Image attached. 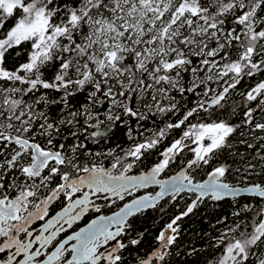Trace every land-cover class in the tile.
<instances>
[{
  "label": "snow or ice",
  "instance_id": "obj_1",
  "mask_svg": "<svg viewBox=\"0 0 264 264\" xmlns=\"http://www.w3.org/2000/svg\"><path fill=\"white\" fill-rule=\"evenodd\" d=\"M257 76L264 77V0H0V264H127L125 251L140 243L124 242L128 217L154 208L166 192L175 199L187 181L197 200L160 231L158 249L137 257V264H163L174 225L205 195H238L221 182L230 170L226 157L237 154L233 141L264 148V122L256 119H264V78L241 93L243 105L227 106L230 90ZM238 109L239 124L219 118ZM178 113L112 164L132 158L119 175L89 163L112 152H93L85 141L98 145L117 126L133 139V124L143 129L142 122ZM172 130L181 134L162 159L127 175ZM186 152L192 155L178 176L156 179ZM204 165L212 168L208 181L193 184L189 170ZM153 183L161 185L156 197L135 199L57 239L89 210L99 213L96 200L115 203ZM245 190L264 198L260 184ZM61 197L62 211L33 228ZM251 210L245 205L234 215ZM215 247V264H264V208L222 232Z\"/></svg>",
  "mask_w": 264,
  "mask_h": 264
},
{
  "label": "trees",
  "instance_id": "obj_2",
  "mask_svg": "<svg viewBox=\"0 0 264 264\" xmlns=\"http://www.w3.org/2000/svg\"><path fill=\"white\" fill-rule=\"evenodd\" d=\"M260 78L261 77L259 76H257L256 79L245 78V80L237 86L236 90H230L227 97L229 112L231 111V106L243 105L245 103L241 95V93L244 92L238 91V88L242 87L244 84L253 85L254 82ZM213 86L214 85H212V87ZM189 98L192 99L191 96ZM180 115L181 114L178 113L177 116L172 117L171 120L167 117L161 118L157 116L155 118V124L151 120L142 123L149 127H155L157 124L160 125V127H164L166 123L175 122ZM219 118H227L230 119L232 123L239 124L243 119L242 110L238 109L236 115L233 117H229V115L225 113V115L220 116ZM256 119L258 122H264V120H258V114L256 115ZM197 120V122H200L201 117L199 116ZM133 129L134 133L139 128H136L133 124ZM180 134V130L169 131L168 135L162 140V142L157 145L156 148L151 150L150 155H147L146 158L142 157L143 163L136 162L131 172L137 173L158 163L160 159H162L160 152L169 146L172 140L177 139ZM137 139H139V137ZM247 139L249 140L250 138L247 136ZM129 140V137L126 135V128L123 126H117L109 133V137L106 140H102L98 145L85 141L87 146L93 152L107 153L110 150H115L117 152V157L115 159L113 155L116 153L112 152L111 156L102 155L90 158L89 163L94 160L97 164L103 167L112 165L117 159L123 157L124 153L133 145ZM238 140L239 137H237V140L233 141V151L237 154L235 156L229 155L226 157L227 164L230 166L229 172L225 175V177L228 178L226 181L233 185L259 183L264 186V160H261V157L264 156V148H259V141H256L253 144L257 145L259 148L258 152L252 149H246L244 145L238 143ZM186 155L191 157L192 154L186 152ZM179 157H177L176 161L170 163L169 167L165 169L168 173H173L183 165L187 164L186 161L189 158L183 159L179 162ZM250 157H255L253 162L258 164L259 171L248 175V179L236 181L235 178L232 177L233 173L231 172V169L235 165L245 162ZM126 161L131 163L132 158H129ZM216 166L218 165L216 164ZM201 168L202 172L200 171V168H194L191 173L193 178L198 177L199 179H202L205 175L199 177L197 172L203 173V171L209 172L212 170L208 165H204ZM54 186L55 185L53 184V187ZM187 194L189 193L175 195V199H173V195H170L159 202L154 208L139 212L128 220L127 223L131 225V228L127 230L124 242L130 244L132 239H139L140 243L136 246H130V250L125 251L124 254L127 258V264H137L138 256L146 257L155 247L160 245V242L157 240L160 231L164 230L167 224L171 223L176 216L185 212L187 207L192 204L193 198H185ZM132 196L133 195H127L124 200H115V203H110L108 207L102 210V212L108 213L116 209L125 200ZM261 202L262 199L254 196H239L218 201L207 197L199 201L197 207L192 213L183 216L182 219L177 221V224L174 225V227H177L178 229L177 233L174 234L176 235V240L175 243L166 250L170 254L166 256L163 264H215V257L219 255L215 246L222 231L226 226L229 228L235 226L240 219L250 220L256 217L257 211L262 209ZM245 205L252 206L251 212L244 213L241 211L240 217L235 216L234 214L237 211L242 210ZM157 264H161V262H157Z\"/></svg>",
  "mask_w": 264,
  "mask_h": 264
},
{
  "label": "water",
  "instance_id": "obj_3",
  "mask_svg": "<svg viewBox=\"0 0 264 264\" xmlns=\"http://www.w3.org/2000/svg\"><path fill=\"white\" fill-rule=\"evenodd\" d=\"M111 166H112V165L107 166V167H104V168H105L106 170H110V171H111V174L114 175V176L119 175V174L121 173V172L113 173V171H114L115 169H112ZM185 166H186V164L183 165V166H182L181 168H179L178 170H176L175 172H173V173H171V174H169V175H167V176H161V174H162V173H161L156 179H157L158 181H161V182H163V181H171L173 177L178 176V174L180 173V171L182 170V168H184ZM152 167H153V166H150V167L147 168L146 170H143V171H140V172H137V173H130V172H129V173H127V175H129V176H140V175H142V174L148 172ZM208 173H209V172H208ZM208 173H207V174L205 175V177L202 178L201 180H194V178H193L192 176H190V175H189V177H190V179H191V181H192L193 184H201V183H204V182L208 181V179H209ZM188 174H189V173H188ZM221 182H223V183H227V184L229 185L230 188H234V189H238V190H239L238 195H236V196H231V195L224 196L223 199H231V198H235V197H239V196H251V197L254 196V197H258V198L264 200V198L260 197L258 194L254 193V192H250V191H246V190H245V189L250 188L252 185H254V184H259V183H250V184H245V185H233V184H230L228 181H226V180H224V179H222ZM184 183H185V185H186L185 189H184L183 191H181L180 193H178V194H181V193H184V192H185V193H192V194H194V197H193V199H192V203H193V201H196V200H197V197H198L199 193L196 192V191H192L190 188H188V187H187V181H185ZM133 190H143V191H142L141 193H138V194H136V195L130 197L129 199L125 200V201H124L119 207H117L116 209H114V210H112V211H110V212H108V213H103V212L96 213V212H94V211L89 210V212L86 213V214H85V215H84L79 221H76L75 223H73L72 227H71L70 229H68L67 232H62V233H60V235L57 237V239H63V238H66L67 235H71L72 233H74V232H76V231H79L81 228H85V227H87L88 224H90L91 221H92L93 219H96L98 216H112L114 213L118 212V211L120 210V208L124 207L125 204L131 203V202H132L133 200H135V199H138V198H140V197H144V196L156 197V196H157V193H159V192L161 191V185L158 184V183H153V184H149V185L146 186V187H137L136 189H133ZM85 191H87V189H85ZM178 194H175V195H178ZM77 195L79 196L80 194L78 193ZM101 195H103V194H101ZM170 195H173V194H170V193H167V192H166L165 195H164L162 198H158V202H157L156 206H157L158 203L161 202L164 198H166V197H168V196H170ZM207 197L211 198V193L205 195L201 200H203V199H205V198H207ZM113 198H114V197H113ZM93 199H95V197H93ZM211 199H212V198H211ZM201 200H200V201H201ZM221 200H222V199H221ZM104 201H105V200H103V199L96 200V205L99 206V207H101V206L103 205V202H104ZM54 202H55V201H54ZM54 202H53V203H54ZM53 203L50 204L49 207H48V215L45 216L44 220H36V221H34V223H33V225H32L33 228H36V229L39 230V229H40V228H41V227L47 222V220L56 217V216H57V213L61 212V211H62V208H63L64 206H66L67 201H66L63 205H61V206H59V207H57V208L51 210L50 208H51V206L53 205ZM263 208H264V202H263ZM147 209H150V208H147ZM147 209H144L143 211H145V210H147ZM32 211L35 212L36 209H34V210H32ZM141 212H142V211H141ZM136 214H137V213H136ZM131 217H132V216L128 217V220H129ZM66 218H67V217H66ZM128 220H127V222H128ZM60 223L63 224V221H61ZM59 226H60V225H56V227H59ZM64 226L67 227V225H64ZM53 230H54V229H53ZM112 230H115V226H113ZM45 235H48V233H45ZM159 247H160V245H158L157 247H155L150 253H152L153 251H155V250L158 249ZM150 253H149V254H150ZM144 258H147V256L144 257ZM157 262H159V261H157Z\"/></svg>",
  "mask_w": 264,
  "mask_h": 264
},
{
  "label": "rangeland",
  "instance_id": "obj_4",
  "mask_svg": "<svg viewBox=\"0 0 264 264\" xmlns=\"http://www.w3.org/2000/svg\"><path fill=\"white\" fill-rule=\"evenodd\" d=\"M261 78H264V77H261ZM260 78V79H261ZM259 80V79H258ZM257 82V80L254 82V84H253V86L255 85V83ZM214 86V88H218L215 84H213ZM249 85L250 84H244L242 87H240V88H238V91H243L244 93L247 91V90H249ZM220 89V88H219ZM219 89H217V91L219 90ZM211 95V94H210ZM191 106V105H190ZM261 115L262 114H258V120H260V121H262V120H264V119H261ZM199 116H197L196 118H190V121H191V123H193V124H195V123H198L197 121L199 120H197V118H198ZM144 129V128H143ZM143 129H141V128H139L136 132H134L133 133V139H130L129 141L130 142H132V143H134V142H136L137 140H139V139H141L139 142H141L142 140H144L145 138V135H146V132H144V135L142 136V138H139V139H137L139 136H140V132H142V131H144ZM247 131H248V128H247V126H245V132L247 133ZM147 133H149L150 134V132H147ZM258 135L259 136H264V133H258ZM248 137L250 138L249 139V141L251 142V143H255L256 141H258L257 139H254L253 138V136H251V135H248ZM149 138H151V137H149ZM179 138V137H178ZM148 139V138H147ZM194 146V145H193ZM185 155H183V154H181L180 155V157H179V162L181 161V160H183V159H187V158H190V156L188 155H186V153H184ZM255 158V157H254ZM254 158L253 157H250V158H248L245 162H243V163H241V164H237V165H235L232 169H231V172L233 173V176L232 177H234L235 178V180L236 181H239V180H244V179H248L249 178V176L248 175H250V174H252V173H257L258 171H259V166H258V164H255L254 162H253V160H254ZM186 163H187V161H186ZM128 164V161H123L122 162V164L121 165H117V167L115 168V169H117L118 170V172H122L123 171V169H124V167L126 166ZM249 164H251V165H254L255 167L254 168H249L248 166H249ZM216 166V164H214L212 167H215ZM239 170V171H238ZM200 171L202 172V168L200 167ZM211 171V170H210ZM209 171V172H210ZM130 173H133V172H131L130 171ZM208 173V171H203V173H198L197 172V175L200 177V176H204V175H206ZM203 174V175H202ZM222 179H224V180H228V178L227 177H223ZM185 193V192H184ZM134 196V195H133ZM187 197H190L191 199L194 197V195H192V193H189V194H187L186 196H185V198H187ZM232 227H234V226H232ZM229 227H225V229L222 231V232H224V231H226L227 229H228Z\"/></svg>",
  "mask_w": 264,
  "mask_h": 264
},
{
  "label": "flooded vegetation",
  "instance_id": "obj_5",
  "mask_svg": "<svg viewBox=\"0 0 264 264\" xmlns=\"http://www.w3.org/2000/svg\"><path fill=\"white\" fill-rule=\"evenodd\" d=\"M193 170H194V168L191 169V170H189V175H190V176H192L191 173H192ZM171 173H172V172H171ZM171 173H168L166 170H164V172H162L161 176H167V175H169V174H171ZM193 176H194V174H193ZM194 180H201V179H199L198 177H196V178H194ZM142 191H143V190H132V194H131V195H136V194H138V193H141ZM137 192H138V193H137ZM134 193H135V194H134ZM193 195H194V194H193ZM125 196H127V195H125ZM128 196H129V195H128ZM113 199L117 200L116 198H113ZM65 202H66V200L63 199V197H61L60 200H57V201H55V202L53 203V205L51 206L50 209L53 210V209H55V208H57V207L63 205ZM263 202H264V200L262 199V202H261L262 208H263ZM110 203H111L110 200H109V201H104V202H103V205L100 207V209H101L100 212H102L103 209H105L106 207H108ZM96 213H97V212H96Z\"/></svg>",
  "mask_w": 264,
  "mask_h": 264
},
{
  "label": "built area",
  "instance_id": "obj_6",
  "mask_svg": "<svg viewBox=\"0 0 264 264\" xmlns=\"http://www.w3.org/2000/svg\"><path fill=\"white\" fill-rule=\"evenodd\" d=\"M157 126H159L160 127V125H156L155 127H149L148 125H144V129H147V131H143V132H146V135H145V139H147V138H149V137H151V134L152 133H154L155 131H157L158 130V128H157ZM143 129V130H144ZM138 130V129H137ZM147 132H150V134L149 133H147ZM139 138H142V136H139ZM141 140V139H140ZM139 140V141H140ZM138 140L136 141V142H139ZM111 152H114V153H116L115 155H113V157H114V159L117 157V152L115 151V150H110ZM109 152V151H108ZM121 165V164H120ZM118 172V170L117 169H115L114 171H113V173H117ZM53 186V185H52ZM47 194V193H46ZM44 197L43 196H41L40 197V199H43ZM39 201H37V203H38ZM35 208L33 207V208H30V210L32 211V210H34Z\"/></svg>",
  "mask_w": 264,
  "mask_h": 264
}]
</instances>
